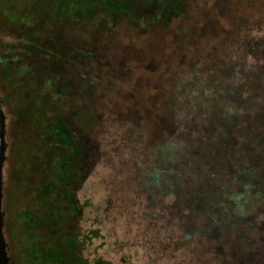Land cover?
<instances>
[{
  "label": "trees",
  "instance_id": "obj_1",
  "mask_svg": "<svg viewBox=\"0 0 264 264\" xmlns=\"http://www.w3.org/2000/svg\"><path fill=\"white\" fill-rule=\"evenodd\" d=\"M37 1L0 0V12L13 15L0 18L43 58L65 52L45 43L43 24L77 26V100L45 114L70 86H58L66 84L61 72L44 83L23 71L24 84L36 83L32 93L50 99H32L20 112L0 57L7 88L0 95L18 130L8 152L22 155L16 170L28 175L26 188L15 181L12 188L4 171L12 264H112L85 257L86 204L77 197L107 141L113 154L122 147L124 161L138 164L134 191L170 197L175 246L189 244L207 264H264V242L250 235L264 226L256 217L264 213V0ZM150 211L158 217L161 205Z\"/></svg>",
  "mask_w": 264,
  "mask_h": 264
},
{
  "label": "rangeland",
  "instance_id": "obj_2",
  "mask_svg": "<svg viewBox=\"0 0 264 264\" xmlns=\"http://www.w3.org/2000/svg\"><path fill=\"white\" fill-rule=\"evenodd\" d=\"M199 4L208 3L209 6L214 5L215 0H197ZM21 3L27 6V3L36 4L39 6L41 3L37 0H21ZM11 5L13 2L11 1ZM2 16H5L12 21L13 15L6 10L0 12ZM18 26L10 23L6 19L0 18V57L2 60H6L8 69L6 71L7 79H13V87L19 93L16 94L15 99L18 100L19 110L23 111L24 106L29 105L30 101L35 98L50 99L46 93H40L33 89L35 81L26 82L25 72H38L41 77H44V83L46 78L51 73H60V81L66 84H58L59 87L70 86L71 92L69 97L62 96L57 98V108H53L50 103L46 108V113L60 114L62 112L61 102L70 101L74 103L77 100V95L74 93V85L77 81V62L76 56H74V43L78 40L80 32L77 26L73 23L68 24L67 21L50 22L43 24L40 32L45 34L44 41L48 45L59 51L64 50V59L71 58V63H65L58 57L52 54H46V57H38L35 53L29 54L25 49L26 45L22 43L20 34L16 32ZM16 32V33H15ZM47 38V39H46ZM69 57V58H68ZM74 62V63H72ZM62 70V71H61ZM0 72L2 66L0 64ZM68 81H71L68 83ZM6 82L1 79L0 76V91H5ZM29 84H33L29 85ZM51 84H44V87L50 90ZM73 88V89H72ZM32 89V90H31ZM27 91L31 93L28 94ZM1 98H3L0 95ZM27 100L25 105L22 104L23 100ZM15 102V100H14ZM3 111L6 116V161L3 167V194L6 186L4 179V171H6V177H12L8 181L9 185L13 186V182L18 185L21 184L22 189L26 188L28 182V175L22 172L21 175L17 173V157H21V154L14 156L13 151H9V143L12 144V140L17 138V126L16 121L9 117L5 109V103L3 99ZM15 113V112H14ZM43 123V122H42ZM22 129V127L18 126ZM10 134V137H9ZM32 135V134H31ZM31 135L28 137L30 139ZM111 143V142H110ZM112 144V143H111ZM12 146V145H11ZM106 157L97 163L89 177L85 180L80 190L77 192V197L81 203L86 204L84 207V215L81 223L82 232L88 234V240L84 255L88 261L92 262L96 258H102L103 260L112 264H207L205 262H199L198 251L192 248L189 244L181 243L175 246V231L167 224L170 221L168 218L169 209L171 206L170 197L162 199L148 198L141 193H137L134 181L130 177L133 176L134 171L138 169V164H133L124 161L125 154H128L124 149L118 148L117 152L112 153V147L109 146V141L106 142ZM7 152L11 157L10 163L7 164ZM35 167H37V161H35ZM40 169V167H39ZM36 170V173L39 172ZM12 173V174H11ZM140 189V186L138 185ZM134 189L136 191H134ZM138 189V191H139ZM148 202V204H147ZM161 205L162 211L158 217H153L152 207ZM149 206V207H148ZM3 210L5 213L4 232L6 227L5 240L8 243L9 236L10 241L13 236V229L15 226V220L13 216L8 217L6 225V211L5 200L3 198ZM155 212V211H153ZM160 216H163L161 218ZM258 221L264 223V213L256 216ZM161 218V219H160ZM92 231L97 233L94 237ZM251 238H261L264 242V226L261 231H252ZM8 239V241H7ZM9 244V243H8ZM11 244L14 245L12 241ZM17 244V243H16ZM254 258L255 254H254Z\"/></svg>",
  "mask_w": 264,
  "mask_h": 264
},
{
  "label": "water",
  "instance_id": "obj_3",
  "mask_svg": "<svg viewBox=\"0 0 264 264\" xmlns=\"http://www.w3.org/2000/svg\"><path fill=\"white\" fill-rule=\"evenodd\" d=\"M6 116L3 111V98L0 97V264H12L8 254L9 245L4 236L5 213L3 210V167L6 161Z\"/></svg>",
  "mask_w": 264,
  "mask_h": 264
}]
</instances>
